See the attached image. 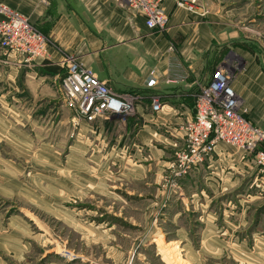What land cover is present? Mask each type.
I'll use <instances>...</instances> for the list:
<instances>
[{
	"label": "rangeland",
	"instance_id": "374dc122",
	"mask_svg": "<svg viewBox=\"0 0 264 264\" xmlns=\"http://www.w3.org/2000/svg\"><path fill=\"white\" fill-rule=\"evenodd\" d=\"M210 1L234 38L200 52L197 86L174 97L193 113L222 66L234 79L246 54L264 68V0ZM70 58L47 65L65 71ZM41 73L12 84L0 71V264H264V171L253 154L248 166L233 155L203 166L215 147L178 174L187 119L150 124L136 157L131 142L150 122H83L54 74Z\"/></svg>",
	"mask_w": 264,
	"mask_h": 264
},
{
	"label": "crops",
	"instance_id": "0c3cea01",
	"mask_svg": "<svg viewBox=\"0 0 264 264\" xmlns=\"http://www.w3.org/2000/svg\"><path fill=\"white\" fill-rule=\"evenodd\" d=\"M0 1L23 13L48 36L52 45L46 61L61 62L65 54H69L74 60L92 67L100 79L107 81L117 92H135L142 96L151 92L163 94L160 112L156 114L148 108L151 102L138 100L136 116L129 119L142 117L144 124L150 122L131 142L136 157L143 148L136 139L140 140L141 135H155L150 124H178L194 118L195 112L176 107L177 98L174 97L179 91L186 97L197 86L202 71L200 52L208 50L214 39L228 44L234 38L233 31L228 35L224 21L217 20L219 14L210 0H200L202 7L199 13H190L173 1H166L163 8L169 15V26L164 31L148 29L144 17L136 8L128 6L126 0ZM202 11L206 13L202 14ZM13 59V55L5 54L0 47V63L3 64L0 71L12 84L22 77L34 79L43 76L39 71L44 64L38 68L22 67ZM242 59L246 69L234 76L231 85L244 106L249 108L251 119L264 127V68L254 61V57L245 54ZM152 70L157 84L148 87ZM60 77L61 73L53 76L57 87ZM83 122L87 121L83 119ZM108 123H102V131ZM92 128L95 130L94 126ZM128 146L127 143L117 146L120 152L117 154L125 157ZM228 148L234 150L232 154L226 153ZM112 153H115V148L110 155ZM231 155L244 160L240 162L241 166L249 165L250 161L244 158L245 152L221 143L203 166L215 167L223 157L229 159Z\"/></svg>",
	"mask_w": 264,
	"mask_h": 264
},
{
	"label": "built area",
	"instance_id": "2783aa9c",
	"mask_svg": "<svg viewBox=\"0 0 264 264\" xmlns=\"http://www.w3.org/2000/svg\"><path fill=\"white\" fill-rule=\"evenodd\" d=\"M166 1H173L190 13L199 10L198 0H126V3L140 12L148 29L164 31L169 26V15L163 8ZM49 46L48 36L27 16L0 1V47L5 54L13 55L19 66L34 68L45 64ZM68 61L59 86L78 118L91 122L102 116L113 120L134 115L136 103L144 96L117 92L92 67L73 58ZM154 72L151 71L148 87L157 84ZM231 81L229 68L222 66L198 96L195 116L183 127L187 147L178 153V174L186 173L221 143L253 154L264 171V128L248 115V108ZM162 107L161 96H151L152 112L158 113Z\"/></svg>",
	"mask_w": 264,
	"mask_h": 264
},
{
	"label": "trees",
	"instance_id": "16d2710c",
	"mask_svg": "<svg viewBox=\"0 0 264 264\" xmlns=\"http://www.w3.org/2000/svg\"><path fill=\"white\" fill-rule=\"evenodd\" d=\"M49 62H45L44 66L40 68V72L50 73V74H63V69L57 65H47Z\"/></svg>",
	"mask_w": 264,
	"mask_h": 264
},
{
	"label": "bare ground",
	"instance_id": "6f19581e",
	"mask_svg": "<svg viewBox=\"0 0 264 264\" xmlns=\"http://www.w3.org/2000/svg\"><path fill=\"white\" fill-rule=\"evenodd\" d=\"M49 50V49H48Z\"/></svg>",
	"mask_w": 264,
	"mask_h": 264
}]
</instances>
